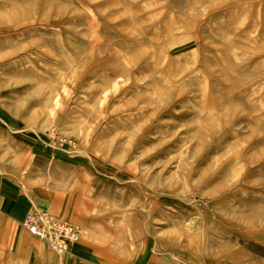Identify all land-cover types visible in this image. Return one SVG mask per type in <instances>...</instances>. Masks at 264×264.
Instances as JSON below:
<instances>
[{"label":"rangeland","instance_id":"374dc122","mask_svg":"<svg viewBox=\"0 0 264 264\" xmlns=\"http://www.w3.org/2000/svg\"><path fill=\"white\" fill-rule=\"evenodd\" d=\"M26 146L78 200L26 217L81 235L0 218V264H264V0H0V167Z\"/></svg>","mask_w":264,"mask_h":264},{"label":"crops","instance_id":"0c3cea01","mask_svg":"<svg viewBox=\"0 0 264 264\" xmlns=\"http://www.w3.org/2000/svg\"><path fill=\"white\" fill-rule=\"evenodd\" d=\"M26 148L31 149V151H25V153H22L21 155V157L25 158L27 161L26 168L22 169L12 166L11 168L6 169L0 167V218L5 219L11 225H13L15 222L21 223L24 221L26 215L32 211V204H35L45 206L50 211V213L57 218L71 221V206L75 203L78 204L76 192L73 194L69 192L68 195L67 193H64L63 195V193L50 192L47 194L40 192L44 190L42 187L43 185L36 181H32L35 180L32 178L35 175L33 172L36 171L34 167H37L40 160L45 161V159L40 158L41 156L36 154L38 153L37 150L33 154L34 147L32 148L26 146ZM30 174L31 176H29ZM24 176L27 177V180H31L27 181L26 190L22 189V178ZM50 196H55V199H49ZM67 196L71 198L68 200L66 199ZM75 200H77V202ZM33 239H22L21 242L23 245L31 244L30 247L20 249L22 256H58L52 253L43 244L37 243L36 240L33 241ZM85 243L88 242L85 241ZM27 248L28 252H25ZM31 248L33 253L30 251ZM46 249L50 253H47ZM79 250L82 249L79 247ZM81 252H83V250Z\"/></svg>","mask_w":264,"mask_h":264},{"label":"built area","instance_id":"2783aa9c","mask_svg":"<svg viewBox=\"0 0 264 264\" xmlns=\"http://www.w3.org/2000/svg\"><path fill=\"white\" fill-rule=\"evenodd\" d=\"M23 227L31 235L47 242L58 251L66 250L67 244L65 242L76 240L81 235L80 230L68 228L67 225H59L46 212L27 216Z\"/></svg>","mask_w":264,"mask_h":264}]
</instances>
